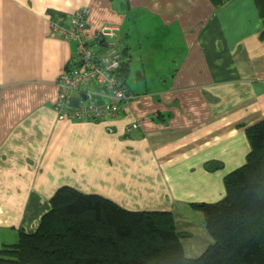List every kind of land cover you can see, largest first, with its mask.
I'll use <instances>...</instances> for the list:
<instances>
[{"label":"crops","instance_id":"obj_1","mask_svg":"<svg viewBox=\"0 0 264 264\" xmlns=\"http://www.w3.org/2000/svg\"><path fill=\"white\" fill-rule=\"evenodd\" d=\"M87 6L88 41L116 26L133 98L115 116L58 120L57 78L77 42L50 22L67 30ZM262 33L264 0H0V247L34 231L65 185L170 212L186 255H200L212 242L204 216L176 209L220 200L224 176L245 161L243 126L264 118ZM89 88L71 105L110 102Z\"/></svg>","mask_w":264,"mask_h":264},{"label":"trees","instance_id":"obj_2","mask_svg":"<svg viewBox=\"0 0 264 264\" xmlns=\"http://www.w3.org/2000/svg\"><path fill=\"white\" fill-rule=\"evenodd\" d=\"M105 42L94 36L87 44L100 55L108 49ZM114 43L116 66L107 73L133 96L125 86L128 63L116 39ZM79 66L75 51L57 81ZM79 87L72 94L90 90L89 85ZM243 128L249 150L244 163L224 176V196L214 203L190 204L202 212L212 240L200 255H186L184 236L170 212L126 210L105 197L64 185L49 198L50 208L34 231L20 229L15 242L0 247V264H264V118ZM220 167L205 165L208 171Z\"/></svg>","mask_w":264,"mask_h":264},{"label":"built area","instance_id":"obj_3","mask_svg":"<svg viewBox=\"0 0 264 264\" xmlns=\"http://www.w3.org/2000/svg\"><path fill=\"white\" fill-rule=\"evenodd\" d=\"M89 13L87 7H82L70 17L69 28L63 30L57 24L52 23L51 28L54 32L64 35L66 40H74L76 44V53L80 56V66L69 75H61L57 81L58 94L53 108L57 118L71 120H100L107 116H115L117 112L116 103L119 101L130 102L133 96L120 86L114 78H110L108 70L116 66L115 60V38L116 26L105 25L100 27L95 36L107 39L105 45L106 51L100 55L94 53L87 44L85 35V19ZM104 84L107 89L101 88L110 102H103L95 105L89 104L73 106L70 103V97L73 90H78L80 85Z\"/></svg>","mask_w":264,"mask_h":264},{"label":"rangeland","instance_id":"obj_4","mask_svg":"<svg viewBox=\"0 0 264 264\" xmlns=\"http://www.w3.org/2000/svg\"><path fill=\"white\" fill-rule=\"evenodd\" d=\"M114 1V3H116L118 0H113ZM87 9L89 10V8H88V6H87ZM90 14V12L88 13V15ZM87 15V16H88ZM152 16H145V18H144V23H142V26H146L147 24H148V20L151 18ZM105 25H113V24H102V26L101 27H103V26H105ZM114 26V25H113ZM136 26H137V24H136ZM129 28H130V26H129ZM147 30L148 31H151V26L149 27V28H147ZM116 35V34H115ZM115 35H114V37L113 38H116L115 37ZM95 37H97V36H95ZM89 37L87 36V39H88ZM94 38V37H93ZM71 40V39H70ZM74 41V40H73ZM93 104H95V105H100V104H102V103H97V102H92ZM59 120V119H58ZM132 127H135V124H132ZM189 206H190V204H189ZM184 210H186V207H184V206H181V207H179V208H177L176 209V211L178 212V213H184V214H186V215H189V216H191L192 217V220L193 221H196V222H198L199 220H200V218H198V216H202L203 214H202V212L201 211H198V210H195V209H192L193 211H195V213H191V212H188V211H184ZM182 211V212H181ZM181 214L180 216L181 217H184V214Z\"/></svg>","mask_w":264,"mask_h":264}]
</instances>
